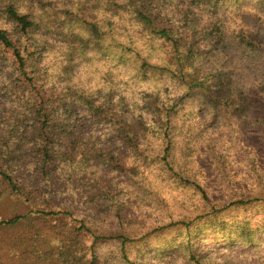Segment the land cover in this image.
<instances>
[{
	"label": "trees",
	"instance_id": "1",
	"mask_svg": "<svg viewBox=\"0 0 264 264\" xmlns=\"http://www.w3.org/2000/svg\"><path fill=\"white\" fill-rule=\"evenodd\" d=\"M216 122L264 146V0H0V196L17 208L0 264H220L208 235L259 251L264 216H225L264 195L221 206L185 176ZM149 174L201 194L199 212L133 219Z\"/></svg>",
	"mask_w": 264,
	"mask_h": 264
},
{
	"label": "rangeland",
	"instance_id": "2",
	"mask_svg": "<svg viewBox=\"0 0 264 264\" xmlns=\"http://www.w3.org/2000/svg\"><path fill=\"white\" fill-rule=\"evenodd\" d=\"M81 80L86 75V69L83 62L79 63L77 71ZM91 82H95L91 79ZM153 84V85H152ZM150 83L152 88L148 90H165L172 93L176 89L174 84L167 83L161 78L153 80ZM179 94L177 91L173 95ZM83 109H80L82 111ZM209 118L206 115L203 119ZM205 132L193 143L197 150L189 159L186 167L185 176L195 178L194 180L204 189L207 202L216 203L224 206L230 200L241 197L255 198L264 195V146L260 138L255 136L244 126L238 124L234 126H221L219 123L211 127L203 126ZM200 133V132H198ZM191 135V131H190ZM28 168L16 171L18 178H27L30 175ZM148 175L142 188L136 190V194L131 198L128 204L127 212L131 213L133 219L142 218L147 228H153L160 225L168 219L169 214L173 217L190 216L199 212L203 206L201 194L189 187L184 190L176 189L173 182H161ZM25 180V179H24ZM176 186V185H175ZM14 200L10 197L0 196V214L2 216H11L16 210ZM20 210V209H19ZM227 218L248 217L251 222L258 223L264 216L263 201H251L246 205L233 208L227 211ZM159 238L150 237L151 247H157L163 241V236L171 235L175 231L164 229ZM264 238L263 235L260 236ZM220 240V239H219ZM214 235H208L203 241L196 240L205 250L215 254L212 257L215 261L220 259V264H264V246L259 251L253 249L243 250L238 245L225 243L221 245ZM234 246L233 248H231ZM133 249V248H132ZM147 252V249L145 250ZM223 257H226L223 259ZM168 258L160 261L158 264H168ZM215 264V263H214Z\"/></svg>",
	"mask_w": 264,
	"mask_h": 264
}]
</instances>
